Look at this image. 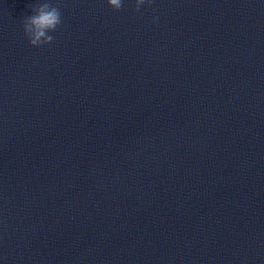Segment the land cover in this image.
I'll list each match as a JSON object with an SVG mask.
<instances>
[{
  "label": "clouds",
  "instance_id": "9594fccd",
  "mask_svg": "<svg viewBox=\"0 0 264 264\" xmlns=\"http://www.w3.org/2000/svg\"><path fill=\"white\" fill-rule=\"evenodd\" d=\"M108 5L116 11L124 7V0H107ZM145 3L151 5L153 0H135L134 10L140 12L141 6ZM32 15L26 16L23 20V30L29 40L30 45L41 47L51 44L54 40L50 32H54L62 23V14L60 8L50 3L49 0H41V2L32 6ZM158 17H153L156 22Z\"/></svg>",
  "mask_w": 264,
  "mask_h": 264
}]
</instances>
